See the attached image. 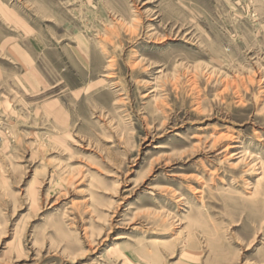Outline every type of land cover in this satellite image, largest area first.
<instances>
[{"label":"rangeland","instance_id":"rangeland-1","mask_svg":"<svg viewBox=\"0 0 264 264\" xmlns=\"http://www.w3.org/2000/svg\"><path fill=\"white\" fill-rule=\"evenodd\" d=\"M0 264H264V0H0Z\"/></svg>","mask_w":264,"mask_h":264}]
</instances>
